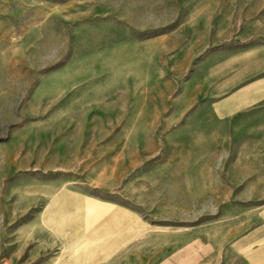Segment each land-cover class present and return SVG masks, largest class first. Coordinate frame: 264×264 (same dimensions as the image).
<instances>
[{"label":"crops","instance_id":"obj_1","mask_svg":"<svg viewBox=\"0 0 264 264\" xmlns=\"http://www.w3.org/2000/svg\"><path fill=\"white\" fill-rule=\"evenodd\" d=\"M14 22L18 157L55 177L33 256L264 264V0H20Z\"/></svg>","mask_w":264,"mask_h":264},{"label":"rangeland","instance_id":"obj_2","mask_svg":"<svg viewBox=\"0 0 264 264\" xmlns=\"http://www.w3.org/2000/svg\"><path fill=\"white\" fill-rule=\"evenodd\" d=\"M18 4L20 0H0V45L6 46L5 58L0 55V73L5 75V78L0 77V264H45L49 253L32 254L38 239L30 240L29 226L45 215V185L55 177L40 174L38 171L46 169L39 170L36 161L18 157L20 145L16 142L29 141L30 137V129L18 127L23 119L22 104L29 90L22 81L14 79V20ZM22 130L25 140L16 136ZM2 150L6 152V159ZM32 186L39 190V198L31 205ZM38 233L41 234V230Z\"/></svg>","mask_w":264,"mask_h":264}]
</instances>
